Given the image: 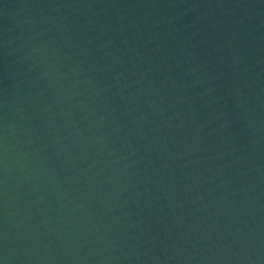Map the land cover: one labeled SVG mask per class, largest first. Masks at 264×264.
Masks as SVG:
<instances>
[{"label":"water","instance_id":"95a60500","mask_svg":"<svg viewBox=\"0 0 264 264\" xmlns=\"http://www.w3.org/2000/svg\"><path fill=\"white\" fill-rule=\"evenodd\" d=\"M0 264H264V0H0Z\"/></svg>","mask_w":264,"mask_h":264}]
</instances>
